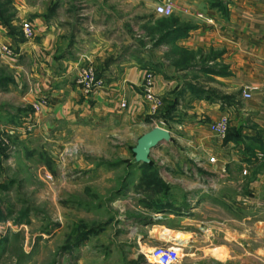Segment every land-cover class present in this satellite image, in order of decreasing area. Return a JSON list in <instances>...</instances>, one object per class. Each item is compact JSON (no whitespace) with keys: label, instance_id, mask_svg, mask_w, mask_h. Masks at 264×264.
Returning a JSON list of instances; mask_svg holds the SVG:
<instances>
[{"label":"rangeland","instance_id":"obj_1","mask_svg":"<svg viewBox=\"0 0 264 264\" xmlns=\"http://www.w3.org/2000/svg\"><path fill=\"white\" fill-rule=\"evenodd\" d=\"M161 1L0 0L15 27L12 34L0 22V77L9 78L5 87L0 86V264H156L149 263L145 254L158 246L178 244L182 245L178 264L208 262L202 250L210 242L206 222L209 214L218 220L219 207L206 206L204 198L210 194L209 185L213 190L219 183L214 176L218 157L193 134L198 124L212 121L208 108L194 102L216 103L223 97L216 79L198 69L177 75L183 86L179 90L163 86L157 91L155 86L162 99L155 113L143 98L145 112L137 116L121 105L110 113L93 114L88 109V116L70 122L42 120L38 115L42 108L37 111L34 105L48 101L47 97L27 98L11 83L12 75L27 81L25 75L33 73L34 61L40 63L37 57L32 60L23 54L19 44L32 42L46 51L43 36L25 37V21H40L54 40L74 44L73 57L79 58L84 47L89 48L86 54L94 55V48L101 46V57L86 55L78 64L73 76L77 85L82 67H94L103 86L121 76L107 75V64L142 57L161 60L159 70L166 74L191 67L194 60L203 68L201 50L183 48L187 55L171 41H160L161 32L156 31L164 22L159 19L178 18L179 24H190L174 13L158 15L155 7ZM184 2L178 0L181 6ZM198 13L194 17L185 12L183 17L193 19L195 25L202 19ZM4 44L11 46L14 56L4 53ZM182 56L192 60L179 64ZM148 71L157 81L156 69ZM156 126L168 129L172 139L152 149L149 165L143 166L136 162L133 148ZM198 135L204 141L209 137L204 132ZM211 157L217 161L211 162ZM217 236L211 239L214 244L219 242ZM231 261L262 264L250 256Z\"/></svg>","mask_w":264,"mask_h":264},{"label":"crops","instance_id":"obj_2","mask_svg":"<svg viewBox=\"0 0 264 264\" xmlns=\"http://www.w3.org/2000/svg\"><path fill=\"white\" fill-rule=\"evenodd\" d=\"M199 2L201 0H185V6H181L176 0L174 14L181 20L190 24L193 22L189 17L184 19L185 12L195 17L198 11L204 18L195 20V25L191 24L193 28L186 36L176 39L175 45L193 51L201 50L206 63L203 68L194 60L191 67L166 74L159 70L162 61L151 57L107 64V75L121 76L87 95L75 83L73 76L86 55L92 59L101 57V46L94 48L93 51L97 52L94 55L86 54L89 48L84 47L78 54L79 58L73 57L71 49L76 48L74 44L54 40L49 31L42 30V23L35 21V36H43L42 46L46 51L42 53L32 42L19 44L21 50L24 49L23 54L29 55L32 60L37 57L40 63L34 61L33 73L25 75L27 81L22 75H12L11 83L27 98L34 95L47 97L49 103L42 106L38 113L42 120L70 122L88 116V109L93 114L100 110L117 112L116 109L120 110L124 101L130 114L137 116L144 113L146 107L141 85L149 67L156 69L155 75H159L156 77L157 91H161L163 86L181 89L182 81L177 75H191L198 73V69L203 75L216 79L223 97L216 103L206 99H195L194 102L204 109L208 108L206 112L210 114L211 122L224 115L230 118L228 141L210 131L211 122L193 128L196 140L218 157L214 176L217 175L219 183L213 185V190L209 185L210 194L206 195L204 203L209 207L216 204L219 217L216 220L208 215L206 236L210 242L202 249L203 255L208 256V262L203 264H236L230 263L231 260L242 256H250L251 260L264 264V0ZM219 3L224 5L226 12ZM206 19L212 20V23ZM6 60L9 63L12 58ZM20 78L26 83L19 82ZM14 86L10 84V89ZM246 87L259 89L251 91V97L246 98L243 95ZM200 132L209 136L206 135L207 141L199 138ZM212 141L215 143L212 144ZM210 180L208 178L209 184ZM212 191L214 194H211ZM216 234L219 242L214 244L211 239H216ZM247 241L250 245H244ZM211 244L214 246L211 247Z\"/></svg>","mask_w":264,"mask_h":264},{"label":"built area","instance_id":"obj_3","mask_svg":"<svg viewBox=\"0 0 264 264\" xmlns=\"http://www.w3.org/2000/svg\"><path fill=\"white\" fill-rule=\"evenodd\" d=\"M175 1L174 0H162L155 7L156 13L160 16H170L175 11ZM198 16L202 18L204 15L202 13H198ZM209 22L212 20L207 19ZM23 33L26 38H33L35 34V27L31 22L25 21L22 27ZM4 53L9 56H14L12 48L8 44H4L1 46ZM78 84L81 86L83 92L85 94H89L96 90L98 87L102 85V80L97 77L96 71L92 66L82 67L78 72ZM156 81L153 72H146L144 82H143V95L144 98L151 105L150 111L155 113L159 110L162 105V99L159 94H157L155 90ZM259 89L258 87H246L243 89V95L246 98L251 97V91ZM264 92V85L262 87ZM48 101L46 99H42L39 103L35 104L34 107L37 111H39L42 106L47 105ZM126 102L122 103V106H126ZM230 125V119L228 116H222L220 119L215 120L209 124V129L215 135L225 138ZM211 162H216L215 157H211ZM246 172V171H245ZM153 259H150L148 254H145L147 261L149 263L156 264H178L181 259V247L179 245L174 246H158L153 248V251L150 253ZM155 260V261H153Z\"/></svg>","mask_w":264,"mask_h":264},{"label":"trees","instance_id":"obj_4","mask_svg":"<svg viewBox=\"0 0 264 264\" xmlns=\"http://www.w3.org/2000/svg\"><path fill=\"white\" fill-rule=\"evenodd\" d=\"M219 6H222L223 9H225L224 5H222V3L218 4ZM226 12V9L224 10ZM7 10H5L4 7L0 6V22L3 24H6L9 29H10V33L14 32L15 33V27L12 24L11 18L9 16H6ZM160 23L164 24L166 27H164L162 25L163 28H159V30H157L156 32H161V37H160V41H171L174 48L179 49V50H183L184 52L187 53V55L189 54L188 51L184 50L183 48L177 47L175 45V41L176 39L180 38V37H184L188 34V31L191 30L193 28V25L186 23V24H179V20L178 18H168V19H159ZM158 21V22H159ZM13 34V33H12ZM192 55V52H190V56ZM190 56H182V58L179 60V64H183V63H190V61L192 60V58ZM194 58V57H193ZM183 68H185L184 66H182ZM98 78H101L99 74H97ZM12 80V79H11ZM9 81L8 77H0V86H4L6 85V83ZM195 90V88H194ZM196 91V90H195ZM197 92V91H196ZM230 131L228 130V133L225 137V140L228 141L230 138ZM137 162V161H136ZM137 163H141L143 166H148L149 163H143V162H137Z\"/></svg>","mask_w":264,"mask_h":264},{"label":"water","instance_id":"obj_5","mask_svg":"<svg viewBox=\"0 0 264 264\" xmlns=\"http://www.w3.org/2000/svg\"><path fill=\"white\" fill-rule=\"evenodd\" d=\"M172 134L168 129L160 126L152 128L150 131L144 133L137 141L136 146L133 148L135 159L137 162L149 163L150 153L152 149L157 147L164 141H170Z\"/></svg>","mask_w":264,"mask_h":264},{"label":"bare ground","instance_id":"obj_6","mask_svg":"<svg viewBox=\"0 0 264 264\" xmlns=\"http://www.w3.org/2000/svg\"><path fill=\"white\" fill-rule=\"evenodd\" d=\"M178 245H179V244H178ZM179 246H182V245H179ZM151 252H152V251H151ZM148 256H149L150 259H153V257H152L151 254H148ZM153 261H155V260H153Z\"/></svg>","mask_w":264,"mask_h":264}]
</instances>
